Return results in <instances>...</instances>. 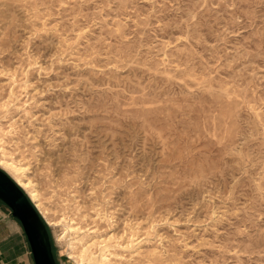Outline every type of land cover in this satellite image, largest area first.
<instances>
[{
  "label": "rangeland",
  "instance_id": "obj_1",
  "mask_svg": "<svg viewBox=\"0 0 264 264\" xmlns=\"http://www.w3.org/2000/svg\"><path fill=\"white\" fill-rule=\"evenodd\" d=\"M1 162L57 264H264V0H0Z\"/></svg>",
  "mask_w": 264,
  "mask_h": 264
},
{
  "label": "water",
  "instance_id": "obj_2",
  "mask_svg": "<svg viewBox=\"0 0 264 264\" xmlns=\"http://www.w3.org/2000/svg\"><path fill=\"white\" fill-rule=\"evenodd\" d=\"M0 201L22 225L35 264H57L45 220L13 178L0 168Z\"/></svg>",
  "mask_w": 264,
  "mask_h": 264
},
{
  "label": "crops",
  "instance_id": "obj_3",
  "mask_svg": "<svg viewBox=\"0 0 264 264\" xmlns=\"http://www.w3.org/2000/svg\"><path fill=\"white\" fill-rule=\"evenodd\" d=\"M8 209L7 206L0 204V229L8 217L13 218L12 214L8 213ZM12 240V238L0 240V264H35L32 252H26L25 246L12 248Z\"/></svg>",
  "mask_w": 264,
  "mask_h": 264
},
{
  "label": "bare ground",
  "instance_id": "obj_4",
  "mask_svg": "<svg viewBox=\"0 0 264 264\" xmlns=\"http://www.w3.org/2000/svg\"><path fill=\"white\" fill-rule=\"evenodd\" d=\"M0 166L1 167H3V168H5V169H8V170H10V171H12V172H14L15 174H17V179H16V182H17V184H18V186L21 188V189H23V190H25V191H27V192H29L30 194V198L35 202V205H36V208H37V210L38 211H40L41 212V214L43 215V217L44 218H46V216H45V213L42 211V209H41V204H40V200H39V194L37 193V191H35V190H32V184L29 182V183H25V182H23L21 179H20V176H22V170L21 169H19V168H17L16 166H14L13 164H9V163H7V162H1L0 163ZM50 225H55L54 223H50ZM67 230H68V232H75L76 230H79V229H76V228H67ZM103 243L102 242H99V241H94L93 243H91V244H89L87 247H86V249H84V250H82L81 251V254L79 255V256H77L76 257V259H77V262L79 263V264H85V262L87 261V259L91 256L89 253H88V249L89 248H91V247H97V248H99L101 245H102ZM109 247V246H108ZM135 247V246H134ZM72 249L74 250L75 249V247H72ZM77 249V248H76ZM101 249V248H100ZM100 252H101V250H100ZM103 255L104 254H102V255H100V256H102L103 257ZM72 258H74V256L72 257ZM101 258V257H100ZM104 259V258H103ZM106 259V258H105ZM104 259V260H105ZM97 261V260H96ZM97 262H99V258H98V261Z\"/></svg>",
  "mask_w": 264,
  "mask_h": 264
},
{
  "label": "trees",
  "instance_id": "obj_5",
  "mask_svg": "<svg viewBox=\"0 0 264 264\" xmlns=\"http://www.w3.org/2000/svg\"><path fill=\"white\" fill-rule=\"evenodd\" d=\"M20 223V222H19ZM47 228H48V226H47Z\"/></svg>",
  "mask_w": 264,
  "mask_h": 264
}]
</instances>
